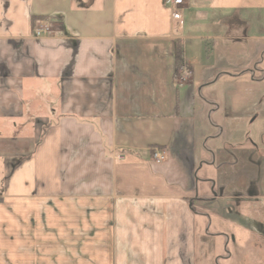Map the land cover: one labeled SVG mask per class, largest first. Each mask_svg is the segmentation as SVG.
Wrapping results in <instances>:
<instances>
[{
	"label": "crops",
	"instance_id": "0c3cea01",
	"mask_svg": "<svg viewBox=\"0 0 264 264\" xmlns=\"http://www.w3.org/2000/svg\"><path fill=\"white\" fill-rule=\"evenodd\" d=\"M1 162L23 264H264V0H0Z\"/></svg>",
	"mask_w": 264,
	"mask_h": 264
},
{
	"label": "rangeland",
	"instance_id": "374dc122",
	"mask_svg": "<svg viewBox=\"0 0 264 264\" xmlns=\"http://www.w3.org/2000/svg\"><path fill=\"white\" fill-rule=\"evenodd\" d=\"M6 168L2 162L0 165V190L4 187L5 179L8 177ZM22 208V206H21ZM13 206L9 205L6 199L0 197V264H23L25 254L23 253L26 244L23 215H17L15 222L11 217ZM23 212V208H22ZM29 240V237H27ZM34 245H40L39 236L34 237ZM32 241V242H33ZM40 254L32 255V263L39 264ZM86 254H46V261L43 264H74L76 261H87Z\"/></svg>",
	"mask_w": 264,
	"mask_h": 264
},
{
	"label": "built area",
	"instance_id": "2783aa9c",
	"mask_svg": "<svg viewBox=\"0 0 264 264\" xmlns=\"http://www.w3.org/2000/svg\"><path fill=\"white\" fill-rule=\"evenodd\" d=\"M165 4L167 6H170V7H179L181 5L184 4V0H165ZM174 18L176 19H180L181 18V14L179 12H174ZM33 32H34V37L35 38H40L44 35H47V34H50L53 32L52 30V27H51V24L47 21H42V20H37L36 21V24L33 28ZM189 74V71L187 68H185L183 70V77L186 78ZM166 159V153L165 151L159 149V150H156L154 153H153V160L156 161V162H162Z\"/></svg>",
	"mask_w": 264,
	"mask_h": 264
},
{
	"label": "trees",
	"instance_id": "16d2710c",
	"mask_svg": "<svg viewBox=\"0 0 264 264\" xmlns=\"http://www.w3.org/2000/svg\"><path fill=\"white\" fill-rule=\"evenodd\" d=\"M176 54H177V65L178 67H180L182 65V61H181V57H182V48L180 45H177V51H176Z\"/></svg>",
	"mask_w": 264,
	"mask_h": 264
}]
</instances>
